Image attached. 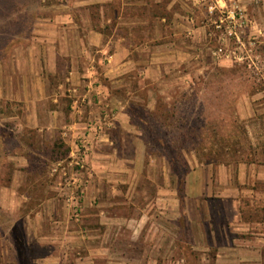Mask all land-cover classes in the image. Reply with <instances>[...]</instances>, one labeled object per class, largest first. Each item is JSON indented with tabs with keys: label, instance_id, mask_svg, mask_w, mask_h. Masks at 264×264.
I'll use <instances>...</instances> for the list:
<instances>
[{
	"label": "crops",
	"instance_id": "0c3cea01",
	"mask_svg": "<svg viewBox=\"0 0 264 264\" xmlns=\"http://www.w3.org/2000/svg\"><path fill=\"white\" fill-rule=\"evenodd\" d=\"M207 1L213 2L209 10L228 2L75 0L72 7L79 4L84 8L82 32L81 26L72 23L70 7L63 12L62 18L71 23L55 24V37H33L29 56L37 67L38 59L43 56L41 48H44L49 73H57L65 57L71 69L66 80L76 81L78 75L74 74L79 72L80 64L85 63L88 72L80 73V76L88 77L90 85L84 92L71 83H61L54 90L48 87V95H53L49 107L52 118L49 120L39 116L45 111V75L39 69L27 74L18 65L12 77L20 81L19 92L7 89L5 94L10 100H21L23 81H35L31 87V100L27 103L30 118L25 124L16 122L17 132L28 127L39 137L53 136L58 131L72 146L73 155L76 146L83 149L81 158L87 165L86 171L75 173L73 187H68V197L58 193L43 199L34 213V225H28V238L51 248L43 256L45 263L63 264L68 258L70 264H98V261L102 264H161L162 258L167 256L168 209L180 212L182 201L178 186L171 181L166 159L147 151L144 138L132 128L133 123L125 110L129 108L127 104H118L117 109H112L117 110L112 121L94 116L89 120L75 118L59 122L61 88L64 86L65 92L74 96L71 107L82 112L78 100L85 101L94 91L103 96L107 93L93 70L96 64L104 65V75L113 82H121L125 74H134L146 82L165 81L168 77L163 72H169L171 65L198 63L201 47L207 40V26L202 23L199 12L202 13V6ZM115 3L119 12L111 15L107 8ZM93 4L99 9V24L96 25L90 12ZM153 4L160 5L163 11L153 12ZM127 7L130 12H125ZM246 14L252 17L249 12ZM83 30L85 34H81ZM253 30L255 33L251 31L249 37L262 33L258 27ZM35 32L41 31L35 29ZM72 35L76 37L73 41ZM17 53L19 58L20 53ZM219 58L227 65L233 62V56ZM180 76L188 80L190 75ZM41 82H44L42 87ZM153 93L151 89L146 92L149 97ZM127 94L133 96L135 91L128 89ZM147 106L151 110L154 108L152 103ZM6 159L14 160L16 168L10 184L0 186V207L16 212L28 200L22 189L27 178L24 168L29 164V158L17 152ZM143 178L154 185L155 194L137 204L134 197L137 193L142 194L139 181ZM82 185L85 188L79 201L81 218L73 219L75 197L70 194L73 188H82ZM184 190L186 199L201 206V215L194 218L193 228L197 233L195 238L200 243L205 241L204 254L214 250V255L223 258L218 259L221 264H264V218L255 217L264 215V147L255 150V159L194 166L185 175ZM218 210L223 214L220 222L214 218ZM135 212H139L137 216ZM177 219L178 215L173 220ZM45 223H48L47 228ZM174 223L180 226L178 221ZM82 247L85 251L80 253ZM68 248L73 251L71 255L65 252ZM140 257L143 258L141 261Z\"/></svg>",
	"mask_w": 264,
	"mask_h": 264
},
{
	"label": "rangeland",
	"instance_id": "374dc122",
	"mask_svg": "<svg viewBox=\"0 0 264 264\" xmlns=\"http://www.w3.org/2000/svg\"><path fill=\"white\" fill-rule=\"evenodd\" d=\"M74 1L0 0V186L10 184L16 168L14 160H7V156L18 152L29 158V164L24 168L27 178L22 189L27 195V203L16 212L0 207V264L48 263H45L43 256L51 248L29 239L26 235L28 227L34 225V213L39 210L38 204L43 199L58 193L68 197V187H73L75 173L86 171V162L81 158L83 149L79 150L74 145L76 150L73 155L72 146L63 140L58 131H52L53 136L45 134L39 137L28 127L17 132L16 122L25 124L30 118L27 103L31 100V87L35 81H23L25 87L21 100H10L5 95L7 89L19 92L20 81L12 77L18 65L27 74L36 73L35 70L39 69L45 75V111L39 116L49 120L52 118L49 107L53 95H48V89L54 90L61 83H71L82 92L90 87L89 78L84 76L88 72L85 63H81L79 72H75L74 75H78L76 81L69 82L66 79L71 69L65 57L61 60L60 70L52 74L47 71L44 48H41L43 56L37 61L38 67L29 56L30 42L35 35L55 37V24L71 23L64 22L66 18H62V14L71 9ZM233 2L243 6L246 13L252 16L253 21L240 33L245 45L239 44L236 37L229 36L226 30L227 10ZM210 4L213 2L204 3L202 13L199 12L202 23L207 26V40L201 47L198 63L171 65L169 72H163L168 77L165 81L146 82L140 81L134 74H125L121 82H113L104 75V65L96 64L93 70L96 71L98 83L105 87L107 93L103 96L94 91L85 101L82 98L78 100L77 103L82 104V112L71 107L74 96L65 92L64 86L61 88L59 122L95 117L112 121L117 115L118 104H127L129 108L125 110L133 123L132 128L144 138L147 151L166 159L171 181L178 186L182 209L180 212L168 209V254L162 258L161 264H221L219 261L223 258L214 255V250L204 254L205 241L200 243L195 238L197 233L193 223L194 218L201 215V206H195L191 199H186L185 175L198 164H227L229 161L255 159V150L264 147V0H228L224 6H217L212 12H209ZM107 9L111 15L119 12L116 3ZM205 10L206 13H203ZM98 11L93 4L90 12L94 25L99 24ZM162 11L160 5L153 4V12ZM125 12H130V9L125 8ZM71 13L72 23L81 26L82 32L85 23L83 6H73ZM247 17L250 21L249 15ZM220 23L222 26L218 27ZM256 27L262 33L249 37L251 31L255 33L253 29L256 30ZM35 29L41 32H35ZM81 34H85V30ZM73 39L76 37L72 35L71 41ZM250 41L253 45H250ZM221 46L226 51L227 48L235 50L233 62L229 65L221 63L220 58L212 53ZM80 73L84 75L80 76ZM187 74L190 75L188 80L180 76ZM43 83H40L41 87ZM128 89L134 90L135 94L128 95ZM148 89L154 92L150 97L146 94ZM149 103L154 105L152 110L147 106ZM114 107L116 109L112 111ZM72 111H75L74 116ZM139 183L142 194L135 195L137 204L155 194L154 185L146 178ZM83 188V185L82 188H73L70 194L75 197L71 212L73 219L77 217L76 214H79V220L81 218L79 201L84 194ZM138 213L135 212V215ZM176 215L178 219L173 220ZM222 215L218 210L214 218L220 222ZM255 217L264 218V215L257 214ZM174 221H178L180 226ZM47 227L48 223H45ZM70 250L65 249V252L71 255L73 251ZM82 251H85L84 247L80 248V253ZM142 259L140 257V261ZM66 261L63 264L71 263L68 258ZM102 263L98 261V264Z\"/></svg>",
	"mask_w": 264,
	"mask_h": 264
},
{
	"label": "built area",
	"instance_id": "2783aa9c",
	"mask_svg": "<svg viewBox=\"0 0 264 264\" xmlns=\"http://www.w3.org/2000/svg\"><path fill=\"white\" fill-rule=\"evenodd\" d=\"M217 7H210L211 12L213 10H216ZM223 12L222 10H220ZM227 18H228V23H227V33L229 36H235L236 40L239 44L245 45V41L242 38V35L240 34L241 32L245 31L246 28L248 27L250 21L247 17L246 11L238 4L237 2H233L231 4V8L227 10ZM222 23L218 25V27H221ZM250 45H253V42L250 41ZM214 56L220 57V56H233L235 54V50H232L230 48L226 49L221 46L213 50L212 52ZM76 218H78L79 214H76Z\"/></svg>",
	"mask_w": 264,
	"mask_h": 264
},
{
	"label": "trees",
	"instance_id": "16d2710c",
	"mask_svg": "<svg viewBox=\"0 0 264 264\" xmlns=\"http://www.w3.org/2000/svg\"><path fill=\"white\" fill-rule=\"evenodd\" d=\"M212 162V161H211Z\"/></svg>",
	"mask_w": 264,
	"mask_h": 264
}]
</instances>
